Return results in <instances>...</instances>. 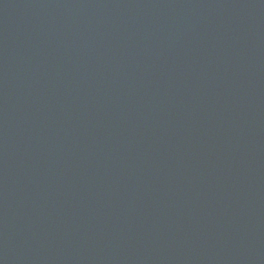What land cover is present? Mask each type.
Segmentation results:
<instances>
[{
  "label": "water",
  "instance_id": "95a60500",
  "mask_svg": "<svg viewBox=\"0 0 264 264\" xmlns=\"http://www.w3.org/2000/svg\"><path fill=\"white\" fill-rule=\"evenodd\" d=\"M0 264H264V0H0Z\"/></svg>",
  "mask_w": 264,
  "mask_h": 264
}]
</instances>
